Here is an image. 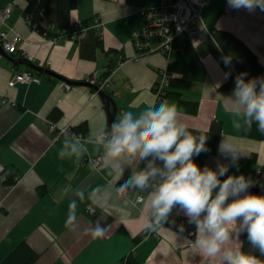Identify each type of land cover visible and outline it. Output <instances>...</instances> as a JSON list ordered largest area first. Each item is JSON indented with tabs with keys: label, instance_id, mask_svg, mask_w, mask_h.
Masks as SVG:
<instances>
[{
	"label": "crops",
	"instance_id": "1",
	"mask_svg": "<svg viewBox=\"0 0 264 264\" xmlns=\"http://www.w3.org/2000/svg\"><path fill=\"white\" fill-rule=\"evenodd\" d=\"M255 1L236 0L231 6L225 2L214 16L203 12V22L208 30L239 38L264 67V13ZM157 3L78 0L72 24L94 18L102 27L103 51L86 61L80 58L77 43L60 39L52 44L33 31L23 17L24 0H0V14L10 7L0 30L9 38H20L16 54L0 52V263L25 242L38 254L34 264H120L128 257L137 264H238L245 217L227 201L247 203L249 213L264 221V199L257 195L221 181L197 186L162 163H145L124 150L114 153L107 144L96 143L94 137L110 129L94 90L71 85L64 92L58 88L63 81L33 72L21 58L30 55L37 67L68 82L90 83L108 73L106 93L117 108L115 132L132 127L131 148L151 144L155 136L160 144L165 139L180 141L182 148L167 146L162 158L184 169H205L240 182L255 179L256 172L264 170V142L242 137V127L262 92L250 93L242 83L225 89L228 74L202 44L197 51L205 79L182 92L183 99L198 102L197 112L189 114L173 100H155L153 86L165 67L161 54L132 60L129 36L139 24L138 12ZM12 71H30L40 82L9 88ZM53 111L60 115L50 121ZM215 121L222 126L217 147L182 141L184 131L206 132ZM49 122L84 140L55 138L48 131ZM83 124V134L72 131ZM158 124L167 125L164 136ZM98 156L102 164L94 169L87 159ZM4 171L14 176L10 186L4 184ZM138 197L143 198L140 204ZM89 207L94 208L93 215L87 213ZM172 217L195 222L191 230L195 248L189 247L184 232L170 226ZM259 264H264V255Z\"/></svg>",
	"mask_w": 264,
	"mask_h": 264
},
{
	"label": "trees",
	"instance_id": "2",
	"mask_svg": "<svg viewBox=\"0 0 264 264\" xmlns=\"http://www.w3.org/2000/svg\"><path fill=\"white\" fill-rule=\"evenodd\" d=\"M24 2L23 17L27 25L39 35L48 39L72 40L78 44L79 56L82 60L92 61L97 51H103L101 31L95 28L94 18L79 22L80 31L84 30L83 37L75 38L76 31L71 22V13L76 10L78 0H24ZM257 5L264 13V5L259 3ZM209 32L211 38L206 37L203 44L228 74L229 81L224 88L232 89L242 83L250 93L262 92L261 98L245 114L242 137L264 142V67L248 46L233 34L219 29H211ZM168 73V86L161 101L173 100L186 113L195 114L198 102L183 99L182 92L200 85L205 79V70L197 49L184 40L177 41ZM107 75L108 73L104 74V77ZM59 115L58 111H53L49 120L55 121ZM112 128L116 133L117 125L113 124ZM157 129L164 136L167 125L158 124ZM85 130L84 124L72 129L76 134H83ZM221 130V123L215 121L206 132L184 131L182 141L192 146L215 148L219 143ZM1 176L7 186L15 182L14 176L7 171L2 172ZM227 203L245 217L238 264H259L260 257L264 255V221L249 213L247 203L230 201ZM170 220V226L175 225L174 228L179 232L186 233L195 225L191 219L172 217ZM140 237H137L135 241H139ZM37 259L38 254L25 242H21L0 264H34ZM120 264H137V262L128 257Z\"/></svg>",
	"mask_w": 264,
	"mask_h": 264
},
{
	"label": "built area",
	"instance_id": "3",
	"mask_svg": "<svg viewBox=\"0 0 264 264\" xmlns=\"http://www.w3.org/2000/svg\"><path fill=\"white\" fill-rule=\"evenodd\" d=\"M211 0H158L155 7L149 9H142L138 12L139 24L130 33L129 41L134 50V56L132 60L137 61L142 56L151 54H161L165 60V67L162 68L158 74L156 81L153 86V94L156 101H161L166 94V89L168 86V67L172 63V55L175 51V43L177 41L188 42L194 49L202 45L206 37L211 38L210 32L203 22V10L205 4ZM228 3L229 6L233 5L236 0H223ZM251 1V0H244ZM10 13V7L6 8L0 14V26L4 25ZM95 28L101 31V25L95 21ZM76 33H74L75 38H82L84 30L80 31V23H75L73 26ZM52 44H55L57 39H50ZM72 41V40H71ZM20 38L15 36L9 38L8 33L4 30H0V48L7 54L14 55L18 52V43ZM23 61L28 64L37 66L35 59L30 55L22 54ZM47 63L46 65H48ZM109 77L107 76L103 79H92L90 84L97 88V92L94 91V96L97 95L99 91L104 93L107 92L109 88ZM39 78L37 75L30 71L23 73H16L12 71L11 79L8 83V87L12 88L16 84H39ZM58 88L64 92L70 91L72 88L70 84L66 82H60ZM107 94V93H106ZM108 95V94H107ZM112 97L115 95L111 93ZM3 104H10L15 106L13 102L2 101ZM48 131L53 134L55 138L62 136H71L77 142L84 140L81 135H74L69 131V128L57 127L54 123H48ZM132 127H126L120 132L119 136H114L110 130L99 134L94 137L96 143H104L111 147V151L117 153L123 150L124 145H128L130 149L137 151L142 154L145 158H161L165 153V148L167 146H173L176 148H182L183 143L180 141H173L170 139H165L163 144H160L158 137L155 136L153 142L148 145H143L140 148H131L130 142L132 141ZM130 155V154H129ZM132 156V155H131ZM133 157V156H132ZM90 166L97 169L102 164V158L100 156L95 158L87 159ZM149 162L145 160V163ZM178 167L183 169L189 176L196 179L200 176L208 174L205 169H184L182 166L177 164ZM163 167L158 169L161 172ZM233 181L241 183L245 186L254 187L258 190L264 191V170H258L253 180H238L239 178H231ZM199 186V184H196ZM118 190L123 192L124 189L119 187ZM138 204L143 202L142 197L136 199ZM87 213L93 215L95 213L94 208H87ZM154 210L150 209L149 216L153 215ZM186 238L188 240V245L191 248H195L194 232L188 230L186 233Z\"/></svg>",
	"mask_w": 264,
	"mask_h": 264
},
{
	"label": "water",
	"instance_id": "4",
	"mask_svg": "<svg viewBox=\"0 0 264 264\" xmlns=\"http://www.w3.org/2000/svg\"><path fill=\"white\" fill-rule=\"evenodd\" d=\"M0 52L2 54H5L1 48H0ZM29 68L33 71V72H36L37 74H41V75H46V76H49V77H53V78H56V79H59L63 82H66L72 86H86V87H90L92 88L95 92H97V88L93 85H91L90 83H77V82H68L67 80H64L60 77H58L57 75L53 74L52 72L48 71V70H45L43 68H40V67H37V66H34L32 64H29ZM97 95L100 97V99L102 100V103L105 107V110L107 112V115H108V126H109V129H110V132L114 135V136H119L120 132L119 133H114L113 131V124L115 122V117H116V114H117V108H116V105H115V102L114 100L109 97L106 93L102 92V91H99L97 93ZM123 150L127 153V154H130L132 156H135V157H139V158H142L144 160H147V161H150V162H153V163H162L166 166H168L169 168H171L172 170H174L178 176H180L181 178L185 179L186 181L190 182V183H193V184H201L202 182H208V181H221L233 188H237V189H240V190H243V191H246L248 193H251V194H254V195H257L259 197H261L262 199H264V191H261V190H258L254 187H249V186H245V185H242L238 182H235L233 181L231 178H229L228 176H226L225 174H222V173H215V174H205L203 176H200L196 179L192 178L191 176H189L183 169H181L180 167L177 166V164L175 162H172L170 161L168 158H145L142 154L138 153L137 151L133 150V149H130L128 147V145H124L123 146Z\"/></svg>",
	"mask_w": 264,
	"mask_h": 264
},
{
	"label": "rangeland",
	"instance_id": "5",
	"mask_svg": "<svg viewBox=\"0 0 264 264\" xmlns=\"http://www.w3.org/2000/svg\"><path fill=\"white\" fill-rule=\"evenodd\" d=\"M264 4V0H258ZM225 1L223 0H211L209 3L205 4V9L203 10L204 15L214 16L219 13V11L224 7Z\"/></svg>",
	"mask_w": 264,
	"mask_h": 264
}]
</instances>
